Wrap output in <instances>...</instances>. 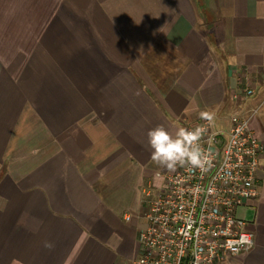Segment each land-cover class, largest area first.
<instances>
[{
	"label": "crops",
	"instance_id": "0c3cea01",
	"mask_svg": "<svg viewBox=\"0 0 264 264\" xmlns=\"http://www.w3.org/2000/svg\"><path fill=\"white\" fill-rule=\"evenodd\" d=\"M263 99L264 0H0V264L136 258L171 171L147 131ZM250 127L264 145V103ZM256 183L253 246L220 264H264V152Z\"/></svg>",
	"mask_w": 264,
	"mask_h": 264
},
{
	"label": "built area",
	"instance_id": "2783aa9c",
	"mask_svg": "<svg viewBox=\"0 0 264 264\" xmlns=\"http://www.w3.org/2000/svg\"><path fill=\"white\" fill-rule=\"evenodd\" d=\"M263 103L248 117L231 115L228 128L205 119L184 127L205 128L199 145L208 163L204 169L178 165L161 190L147 194L139 253L124 264H220L252 248L238 244L248 236L253 246L254 234L236 210L259 195L256 179L264 145L250 119Z\"/></svg>",
	"mask_w": 264,
	"mask_h": 264
},
{
	"label": "clouds",
	"instance_id": "9594fccd",
	"mask_svg": "<svg viewBox=\"0 0 264 264\" xmlns=\"http://www.w3.org/2000/svg\"><path fill=\"white\" fill-rule=\"evenodd\" d=\"M200 117L212 121L214 114L204 111L200 113ZM204 132L203 126H197L192 130L181 127L171 131L163 125H157L149 129L146 138L151 159L167 170H175L178 165L204 169L208 158L199 145ZM238 244L251 248V237H241ZM45 247L50 248L52 245L46 242Z\"/></svg>",
	"mask_w": 264,
	"mask_h": 264
},
{
	"label": "rangeland",
	"instance_id": "374dc122",
	"mask_svg": "<svg viewBox=\"0 0 264 264\" xmlns=\"http://www.w3.org/2000/svg\"><path fill=\"white\" fill-rule=\"evenodd\" d=\"M146 198V197H145Z\"/></svg>",
	"mask_w": 264,
	"mask_h": 264
}]
</instances>
